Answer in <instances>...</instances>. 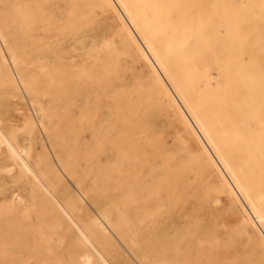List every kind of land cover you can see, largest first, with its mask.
I'll return each mask as SVG.
<instances>
[{"label": "rangeland", "instance_id": "rangeland-1", "mask_svg": "<svg viewBox=\"0 0 264 264\" xmlns=\"http://www.w3.org/2000/svg\"><path fill=\"white\" fill-rule=\"evenodd\" d=\"M53 1L58 5L56 24L37 30L39 18L34 13L20 14L21 17L6 15V2L0 0V30L10 35L9 50L0 38V127L16 142L21 154L31 161L39 160L43 167L54 168L70 193L83 200L86 213L98 218L89 197L83 199L66 174H78L98 197L102 198L101 194L111 197L115 184L105 182L115 178L114 167H92L106 151H116V166L126 168L127 181L133 183L139 178L140 185H135V191L144 196L150 191L149 203L141 206L142 220L157 223L168 211L180 207L188 211L180 233H173L170 226L166 231L157 227L149 237H144L150 243L166 246V264L179 262L171 255L173 246L190 243L198 237L197 226L204 224H212L216 231V236H205L206 243H214L218 248L213 264L261 263L247 240L252 234L249 226L246 236L236 231L239 221L234 220L233 213L239 211L232 206L229 196L221 193L220 201L215 194L201 193V181L185 168L186 153L174 141L176 133L165 122L156 120L153 101L143 100L140 67L133 64L134 52L117 28L115 18L96 0ZM170 1L180 6L189 4L187 17L198 19L197 27L202 33L223 34L224 40L219 39L216 46L228 47L229 56L225 55L222 61H235L238 59L235 51L243 49V61L252 66L248 69L249 78L264 79V0ZM116 9L124 17L117 6ZM44 13L37 14L45 16ZM69 36L72 39L66 40ZM56 39L59 43L63 41L65 47L84 45L75 62L58 66ZM254 66H262V72H257ZM149 82L146 79L148 85ZM70 93L86 98L84 110L78 111L81 104L78 101L70 99L72 105L68 99L70 103L66 99L57 101ZM91 133L93 139L84 143V136ZM113 140L116 142L111 144ZM1 151L6 156L3 146ZM54 153L64 169H60ZM18 193L21 195L16 197ZM236 194L242 201L237 191ZM42 201L41 192L30 180L17 168L8 172L0 162V264H80L77 260L82 247L77 245L73 234L63 233V223L61 228L57 227V214L51 206H43ZM109 207L114 217L130 218L129 232L140 230L138 221L130 214L134 209L139 211L134 204L120 199ZM250 220L258 226L251 215ZM203 260L199 263L204 264Z\"/></svg>", "mask_w": 264, "mask_h": 264}, {"label": "bare ground", "instance_id": "bare-ground-1", "mask_svg": "<svg viewBox=\"0 0 264 264\" xmlns=\"http://www.w3.org/2000/svg\"><path fill=\"white\" fill-rule=\"evenodd\" d=\"M96 1L115 18L117 28L129 41L134 52L133 64L140 67L141 96L145 102L152 100L156 105V120L165 122L176 133L174 141L186 153V170L201 181L199 187L202 194H215L220 201L221 193L229 196L232 206L239 211V214L233 213L234 220L239 221L235 227L237 233L246 236L249 226L252 234L247 240L252 243L251 248L258 262L261 260L259 264H264V79L249 78L247 73L252 66L243 61V49L235 51V55L238 53L235 61H222L225 55L229 56L228 47L216 46L219 39L224 40L223 34L202 33L197 27L198 19L187 17L191 8L189 4L180 6L170 0ZM5 2L6 15L21 17L20 14L27 16L34 13L39 18L35 25L37 30L54 27L58 19V5L53 0H47V3L40 0ZM115 5L124 17L116 11ZM41 11L45 12V16L37 14ZM228 36L227 33L224 37L226 41ZM0 38L9 50L10 35L0 30ZM69 39L72 36L66 40ZM58 40L54 41L58 66L75 62L84 45L65 47L63 41L59 43ZM253 68L262 72V66ZM73 75L74 72L70 71V76ZM146 79L150 81L149 85ZM12 87L14 89L13 83ZM64 99L81 103L78 111L86 108V98L70 93L60 96L57 101ZM68 100L67 103L72 105L73 101ZM92 134L84 136V143L93 139ZM13 142L0 127V162L8 172L17 168L25 179L30 180L41 192L42 205L51 206L57 214V227L61 228L64 224L63 233L75 236L77 245L83 249L78 254V263L166 264V246H160L158 242L150 243L144 237H149L157 227L166 231L170 226L173 233H180L188 211L180 210L182 207L168 211L157 223L151 219L142 220L144 210L141 206L149 203L150 191L146 192L147 196L135 191L140 185L139 178L133 183L127 181L126 168L116 166V151H106L92 167H114L115 178L105 182V185L115 184L111 197L106 194L98 197L93 187L88 188L78 174H66L83 199L84 196L89 197L92 207L98 211L96 218L86 213L83 200L70 193L66 182L54 168L43 167L39 160L31 161ZM55 156L60 169H64L59 156ZM228 178L235 190L229 186ZM121 181L126 182L119 184ZM236 191L242 201L236 197ZM20 195L18 193L16 197ZM2 198L6 200L5 195ZM120 199L139 208V211L134 209L130 214L138 221L140 230L129 232L130 218L127 215L114 217L111 213L109 206ZM250 215L258 226L250 220ZM197 227V238H192L184 246H173L171 255L179 260L177 264H200L203 259L204 264H213L218 248L214 243H206L205 236H216V231L212 224ZM144 230L147 232L144 233ZM200 234L202 237H199ZM253 240L257 241L256 245ZM120 246L130 255L131 261L124 256Z\"/></svg>", "mask_w": 264, "mask_h": 264}]
</instances>
